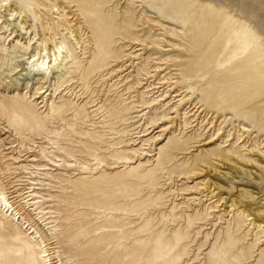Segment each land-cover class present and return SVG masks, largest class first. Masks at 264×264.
Masks as SVG:
<instances>
[{
  "label": "rangeland",
  "instance_id": "obj_1",
  "mask_svg": "<svg viewBox=\"0 0 264 264\" xmlns=\"http://www.w3.org/2000/svg\"><path fill=\"white\" fill-rule=\"evenodd\" d=\"M26 2L33 34L65 41L67 55L31 75L29 35L0 25V193L20 218L0 208V264H42L31 230L51 264H264V229L243 213L257 198L264 215V87L253 86L264 77H237L233 41L209 51L202 34L192 49L204 24L173 18L172 1L152 14L115 0L102 35L63 0Z\"/></svg>",
  "mask_w": 264,
  "mask_h": 264
},
{
  "label": "bare ground",
  "instance_id": "obj_2",
  "mask_svg": "<svg viewBox=\"0 0 264 264\" xmlns=\"http://www.w3.org/2000/svg\"><path fill=\"white\" fill-rule=\"evenodd\" d=\"M63 1L70 6L74 5L73 7H76V11L78 10L81 12V15L82 12L85 11L87 13L86 16H84L85 25L87 28L94 30V32L98 35H102V33H104L110 25L117 23V12L115 10L108 12L105 11L106 5L115 0ZM170 1L174 2V4H171L169 7H167L165 11L170 12L173 18H177L178 15H181L180 19L182 20L188 17H196L197 22L204 24L203 31L195 30L196 35L194 38L197 41V45H195V47L192 49H195L196 47L199 48L201 46L202 38L200 36L202 34L207 37L214 38L216 41V46L208 48L209 51L221 50L223 41L230 38V40L233 41V48L238 50V53L241 54V57H244L240 67L236 68L238 70L237 77L251 79L254 77L256 71H260V74H262L264 77V0H139V3H141L140 6L144 9H148L145 4L150 3L151 13L156 14L158 12L156 11L157 7L155 4L162 2L168 4ZM60 8L61 7H57L54 4L48 11L51 12V14H55L53 9H56L58 18H63V15L60 14ZM199 10L200 13L198 14L197 12ZM219 10H221V19L223 21V25L217 30L214 25L219 20ZM31 12L32 11L30 8H28V3L26 0H0V25H3L2 27H4V29H8V27L13 26L15 32L18 31L20 36H22V34L25 36L29 35L26 41L27 44L25 46H27L28 49L29 47L33 48L34 52L31 56H29V58L26 59V70H28L31 75L35 74L34 76H40L43 78L47 74H53L54 72L58 71L62 64L65 63L67 45L63 40H58L50 36L46 39L42 36L37 37V32L33 34L31 29V27L34 25L33 19H31L29 22L27 19V15ZM176 13L177 16H174ZM29 16L31 18L33 17L32 14ZM134 20L135 12L131 11V9H128L126 12H124L122 26H131V23H133ZM14 22L16 24L15 26ZM26 24L29 25V27H27ZM58 25L60 24L58 23ZM63 27L67 32L66 35L68 32L70 33L69 27ZM2 40H5V38ZM14 58L18 59L20 58V55L15 56ZM15 70L16 68H12L10 71H8L9 73H12ZM253 86L257 92H260L263 90L264 83L259 81L258 83H254ZM243 128L244 131H248L247 126H243ZM230 170H234L236 175L249 176L246 171L239 169L238 167L231 166ZM259 180L263 181L264 179L260 178ZM241 197V194L237 195L233 197L232 201L235 200V202L239 204L241 202ZM24 202L27 204L28 199H24ZM259 204L260 202L257 200V198H255L254 204L249 203L243 205V213H247L246 217L252 216L257 223V226L261 227V229H264V215L257 214L260 211L259 208H252V205ZM0 208L3 210V212H5L6 215L12 217L14 221H19L20 218L17 216L18 213L14 211L13 206L8 201V198L4 192L0 193ZM31 231L32 232H30L28 237L31 241L30 243L34 244L37 258L42 264H51L53 255L51 253V249L46 248L47 245L45 244L44 240L37 232H35V230Z\"/></svg>",
  "mask_w": 264,
  "mask_h": 264
}]
</instances>
